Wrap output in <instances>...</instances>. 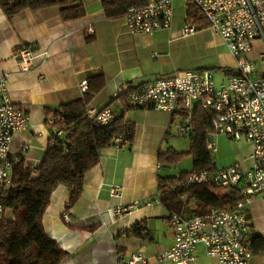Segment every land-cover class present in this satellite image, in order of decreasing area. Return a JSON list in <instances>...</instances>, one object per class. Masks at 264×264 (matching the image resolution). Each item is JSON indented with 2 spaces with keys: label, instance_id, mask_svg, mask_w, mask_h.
Wrapping results in <instances>:
<instances>
[{
  "label": "crops",
  "instance_id": "obj_1",
  "mask_svg": "<svg viewBox=\"0 0 264 264\" xmlns=\"http://www.w3.org/2000/svg\"><path fill=\"white\" fill-rule=\"evenodd\" d=\"M83 5L84 15L66 22L61 20L56 7L25 9L10 18L0 11V79L5 77L11 100L29 115L27 129L13 134L11 156L36 166L50 135L44 122L45 109L52 110L63 102L81 97V81L87 80L88 74H102L103 87L90 92V107L98 110L108 107L114 116L131 121L135 127L133 142L121 150L108 147L101 151L98 163L84 174L82 192L73 205L66 207L69 191L58 186L42 216V227L67 253L59 264H117L120 255L131 252L142 253L150 264H169L154 260L173 242L168 212L155 197L156 179L158 174H177L180 168L159 164L157 153L168 149H164V144H168L182 117L153 109H130L126 106V93L180 70L209 68L196 67L185 60L181 63L185 56L180 47L186 40L178 32L186 20L184 0L173 3L171 27L153 35L129 34L122 16L114 19L104 16L100 0H83ZM89 26L93 30L91 34L87 33ZM211 34L213 41L216 39L217 44L225 48L219 37ZM88 37L92 40L87 41ZM255 43L261 47L258 41L253 42V46ZM22 46L47 50L48 61L28 72H19L14 54ZM209 47L210 44L206 45ZM227 56L228 64L222 62L219 69L233 66L228 53ZM249 57L258 63L256 51L252 50ZM96 84L91 81L90 86ZM122 86L127 89L119 93ZM232 143L239 148L234 161L222 166H216L213 161L216 170L236 162L249 166L250 144ZM111 187L119 189L117 197L110 196ZM210 191L223 196L220 189ZM133 202L139 203L135 210L114 213L116 208ZM63 212L68 219H62ZM246 212L248 232L264 238V199L254 196ZM6 215H10V211L7 210ZM138 223L144 225V237L124 235ZM210 260L198 245L193 264H212ZM248 264H264V251L252 254Z\"/></svg>",
  "mask_w": 264,
  "mask_h": 264
},
{
  "label": "built area",
  "instance_id": "obj_2",
  "mask_svg": "<svg viewBox=\"0 0 264 264\" xmlns=\"http://www.w3.org/2000/svg\"><path fill=\"white\" fill-rule=\"evenodd\" d=\"M175 0H146L139 7H130L122 15L127 32L131 35L168 30L173 21ZM192 2L207 29L217 35L233 61V74L219 81L212 70H180L173 75L146 82L126 93V106L130 109H153L182 117L177 132L187 135L191 131V115L195 105L210 114L213 133L206 149L216 152L215 136L231 141H245L251 146L247 157L248 167L236 162L214 171L201 170L188 175L187 183L202 184L209 190L222 191L223 195L237 194L240 199L230 207L211 208L206 213L182 218L169 216L173 229L172 245L158 253L155 262L193 264L198 245L203 254L217 264H248L251 257L245 237L249 230L246 207L254 196L264 199V0H184ZM199 25L187 19L179 29L180 37L198 31ZM93 32L91 26L87 33ZM261 44L258 63L250 59L253 42ZM19 72H28L35 65L48 61L47 50L30 46L20 47L14 54ZM81 94L87 91L86 80L79 85ZM95 125L112 121L110 108H90L87 111ZM52 115L48 119L52 123ZM29 115L10 98L5 77L0 79V185H8L12 167L18 159L11 156L13 134L27 129ZM60 132H56L58 135ZM114 147L121 150L122 139H114ZM23 150V149H22ZM118 188L111 187V197L118 196ZM133 202L118 207L121 214L138 207ZM62 217L68 219L67 213ZM117 264H150L140 252L119 256Z\"/></svg>",
  "mask_w": 264,
  "mask_h": 264
},
{
  "label": "trees",
  "instance_id": "obj_3",
  "mask_svg": "<svg viewBox=\"0 0 264 264\" xmlns=\"http://www.w3.org/2000/svg\"><path fill=\"white\" fill-rule=\"evenodd\" d=\"M146 0H100L104 16L114 19L130 7L144 5ZM56 7L62 21H71L85 13L83 0H0V11L10 18L22 10L36 11ZM186 17L199 29H207L195 5L186 2ZM92 40L91 37L87 41ZM233 74L231 70L226 71ZM91 81L96 86L91 87ZM87 91L81 97L63 102L55 109H45V125L50 135L48 145L36 166L19 159L12 167L10 183L0 185V264H59L67 253L44 231L41 219L52 192L63 186L69 191L66 207L73 205L82 192L84 174L95 166L103 149L114 147L120 137L122 145L130 147L135 127L122 116H114L107 125H95L88 116L92 95L103 87L102 74L87 75ZM105 108V107H104ZM52 113V123L48 117ZM210 114L195 105L188 134L190 149L185 155L171 148L158 151L157 161L164 166L178 165L187 157L191 167L177 174H158L155 197L168 212L182 218L206 213L211 208H226L240 199L237 194L217 196L202 184H189V174L201 170H216L211 153L206 149L213 130ZM60 132L56 135V132ZM10 215H6V211ZM248 218V215H247ZM144 225L138 223L124 232L128 237H144ZM249 228V227H248ZM245 241L251 254L264 251V238L249 231Z\"/></svg>",
  "mask_w": 264,
  "mask_h": 264
},
{
  "label": "rangeland",
  "instance_id": "obj_4",
  "mask_svg": "<svg viewBox=\"0 0 264 264\" xmlns=\"http://www.w3.org/2000/svg\"><path fill=\"white\" fill-rule=\"evenodd\" d=\"M212 37H214V35L211 34L209 29L196 31L192 36L181 37L186 40L180 47L185 56L181 60V63L185 60L184 62H191L195 64L196 67L209 68L208 70L213 71L215 80L219 81L228 75L226 71L231 70V67H222V69H219L222 62L228 64V56L226 49L219 46L216 39L213 41ZM208 44H210L211 47L206 48ZM253 48L258 54L262 52V47L257 43L254 44ZM213 141L216 143V152L212 153L211 157L216 166L227 165L233 162L234 154L239 150L238 145L221 135L214 137ZM165 148H171L175 152L184 153L186 155L190 149L189 138L187 135L179 134L177 129L174 128L172 136L168 138V144H164V149ZM178 166L180 170L190 169V159L187 157L184 161L178 163ZM62 219L64 218L62 217ZM210 262L212 264H217L213 260H210Z\"/></svg>",
  "mask_w": 264,
  "mask_h": 264
},
{
  "label": "water",
  "instance_id": "obj_5",
  "mask_svg": "<svg viewBox=\"0 0 264 264\" xmlns=\"http://www.w3.org/2000/svg\"><path fill=\"white\" fill-rule=\"evenodd\" d=\"M127 87L122 86L121 89L118 91L119 93H124L126 91Z\"/></svg>",
  "mask_w": 264,
  "mask_h": 264
}]
</instances>
